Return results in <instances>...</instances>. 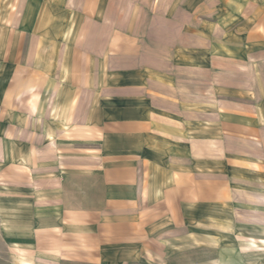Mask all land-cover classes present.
Listing matches in <instances>:
<instances>
[{
	"label": "crops",
	"instance_id": "0c3cea01",
	"mask_svg": "<svg viewBox=\"0 0 264 264\" xmlns=\"http://www.w3.org/2000/svg\"><path fill=\"white\" fill-rule=\"evenodd\" d=\"M0 264H264V0H0Z\"/></svg>",
	"mask_w": 264,
	"mask_h": 264
}]
</instances>
